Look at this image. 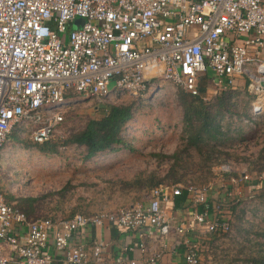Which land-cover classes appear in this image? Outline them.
Here are the masks:
<instances>
[{"label":"built area","instance_id":"built-area-1","mask_svg":"<svg viewBox=\"0 0 264 264\" xmlns=\"http://www.w3.org/2000/svg\"><path fill=\"white\" fill-rule=\"evenodd\" d=\"M79 17L84 23L71 28ZM242 78L250 81L258 116L264 111V0H0V149L14 126L27 120L32 140L52 139L70 92L117 104L124 94L152 88L154 79L193 95L201 94L203 83L210 95L235 88ZM221 167L235 171L228 163ZM249 179L243 171L232 182ZM183 190L204 209L175 224L167 204ZM215 191L213 182L161 184L148 201L116 211L37 218L0 191V264H98L102 243L91 256L74 242L77 233L119 227L143 238L148 226L165 238L180 236L186 264H202L200 238L232 229L218 213L220 204L211 213ZM140 249L150 263L161 259L142 239Z\"/></svg>","mask_w":264,"mask_h":264},{"label":"rangeland","instance_id":"rangeland-1","mask_svg":"<svg viewBox=\"0 0 264 264\" xmlns=\"http://www.w3.org/2000/svg\"><path fill=\"white\" fill-rule=\"evenodd\" d=\"M84 21V18H77L71 28L77 29ZM160 82L162 85L150 87L139 96L124 94L118 100V103H132L135 115L125 132L132 145L116 152L87 158L85 147L65 145L64 142L69 135L85 128L91 118H101L105 107L111 103L109 100L102 102L96 97H85L79 93L68 97L63 107L64 120L52 138L60 145L57 150L48 147L43 149L32 140L30 121L24 122L29 126L24 131L21 128L24 125H16L5 147L10 149L9 154L0 155L1 191L10 199L12 194L39 198L36 214L55 217L69 215L79 209L91 212L112 210L135 198H142L141 191L112 187L109 181L119 178L131 180L141 173L152 171L165 175L173 159H166L160 164L152 153L172 154L177 148L188 146L183 145L182 139L184 121L178 99L180 89ZM237 88L244 91L245 85ZM218 94H210L208 99ZM242 100L243 96L239 95L241 112L245 110L246 104ZM253 100L248 107L251 112ZM231 127L241 129L245 134L234 131L233 135L237 139L228 149L232 148L235 155L240 157H255L264 146V111L252 116V119L236 120ZM242 135H247L244 141L241 140ZM188 148L194 161H206L196 146ZM207 149L204 148L203 153ZM226 163L235 171L223 170L221 164H216L209 182L215 183L216 191L221 192L217 198L218 204L224 207L222 215L231 221L232 229L228 234H208L201 240L202 264H248L247 257L255 247L247 237L254 239L251 231L264 228V173L258 175L250 171L249 162L241 158H233ZM202 168L197 166L189 169V183L204 185L198 181L206 174ZM243 171H247L250 179L232 182V178L238 177ZM67 183H71L72 188L65 195L58 194L57 191Z\"/></svg>","mask_w":264,"mask_h":264},{"label":"trees","instance_id":"trees-1","mask_svg":"<svg viewBox=\"0 0 264 264\" xmlns=\"http://www.w3.org/2000/svg\"><path fill=\"white\" fill-rule=\"evenodd\" d=\"M249 82V79H246L244 91L241 90V88H231L222 92L220 91L218 95H214L210 99H204L206 88L203 83L200 85L201 94L199 95H193L179 88L178 99L183 109L184 121V134L182 135V139L184 140L183 145L196 146L198 151L204 155L205 162L200 163L194 161L188 146L179 147L172 154L153 152L152 155L159 160L160 164L166 159H173L165 175H159L157 171H152L147 174L141 173L131 180L119 178L117 180H110L109 183L112 187L129 191L134 190L136 192L141 191L144 194V192H149L152 188L161 184L172 185L189 183L187 179L189 169L198 166V168L203 167L202 170L206 173L199 178L198 181L205 184L213 177L212 168L214 165L221 164L222 162L226 163L233 158L238 160L241 158L248 161L249 170L256 172L258 175L264 173V146L255 157H253L254 155L240 157L235 155L232 148L228 149L237 139V136L233 135L234 131L243 133L241 129H233L231 127L233 123L236 120L244 121L246 118L252 119L253 116L248 107L250 101L254 99L255 94L250 90ZM74 94V92H70L67 98L74 96ZM239 95L243 96L242 102L245 101L246 103L245 110L242 112L239 111ZM107 106L101 118H91L85 128L66 138L64 141L65 145L77 144L78 146L85 147L87 158L104 155V153L106 154L108 152H116L125 146L132 145L129 140L130 138L126 136L125 132L129 122L134 118V105L132 103H117ZM246 136L247 135H242L241 140L244 141ZM53 140L54 139H49L43 143H36L43 147V149L48 147L52 150H57L60 145ZM204 148H208L206 153H203ZM70 184L71 183H67L60 191H57V193L65 195V193L72 188ZM39 200V198L35 197H23L19 208L29 217L37 218L40 216V214H36L38 208V204L36 203ZM187 200L188 191L183 190L180 195L176 196V206L179 207ZM222 208L224 207L220 205L218 213L221 217H223ZM203 209L204 205L201 210ZM76 212L85 214L92 213L91 211L79 209L74 210L69 216ZM238 218L240 220L242 219L241 216H238ZM251 232H253L255 238L247 237V239L255 248L247 257L248 264H264V228L252 230Z\"/></svg>","mask_w":264,"mask_h":264},{"label":"crops","instance_id":"crops-1","mask_svg":"<svg viewBox=\"0 0 264 264\" xmlns=\"http://www.w3.org/2000/svg\"><path fill=\"white\" fill-rule=\"evenodd\" d=\"M246 79L247 78L240 79L236 87L244 86L246 84ZM160 80L164 81L165 83L172 84L171 82L165 81L163 79H156L151 84V86L155 87V86L162 85ZM243 80H244V83L242 84ZM204 96H209V94L207 93V90ZM24 122L17 124L18 126L24 125L21 127L23 128V131L25 128L29 127L25 125ZM31 125L33 126V124ZM29 128L32 134V127H29ZM11 132L8 135V139L6 140L5 145L0 149L1 156L9 154L10 149L7 150L5 147H6L8 140H10ZM1 189L2 187L0 188V191ZM150 191L146 194H143L142 198H139V200H135L136 199L135 198L130 203L121 205L119 207L130 206L137 201H148L149 196H150ZM220 193H221L220 191L218 192L216 191L209 196V203L211 205V208L214 207L215 204L218 203L217 198H219V196L221 195ZM3 195L5 197V200L9 204L14 205L17 208L20 207L19 205H21V202H22L21 199L23 197H19L18 195L12 194L11 195L12 199H10L4 193ZM175 199H176V196L170 203L167 204L168 213L170 217L174 219L175 224H179L184 217H188L194 210H198V209L201 210L203 207V205H199L198 207L196 204H194L190 200L189 196H188V200L178 207L176 206ZM119 207H116L112 210L111 209H101L99 211H93L92 213H96L100 211H116ZM19 209L23 211L21 208ZM212 211H214L213 208L211 209V213ZM40 216H43V215H40ZM46 216H49V215H46ZM64 216H69V215H64ZM159 231L160 230L157 227L148 226L144 231L146 232L145 236L141 238L136 230H132V229L128 230V228L104 227V228L98 229L95 227H88V228L83 229L79 233H77V235L74 237V242L77 244L86 245V248L89 251L91 256L93 255V249L95 245H97L98 243H102L103 245L102 259L98 264H118L120 262L127 263V261L130 259H136L139 262H141V264H186L185 246L183 244L182 245L177 244V241L179 240L180 236L173 233L169 237L165 238V237H162ZM205 236L206 235L200 238V243H201V240ZM141 239L145 241L148 253H157V252L162 253L161 259L159 261H157L156 263H150L146 261L145 254L140 249ZM58 264H61V263L58 262Z\"/></svg>","mask_w":264,"mask_h":264},{"label":"water","instance_id":"water-1","mask_svg":"<svg viewBox=\"0 0 264 264\" xmlns=\"http://www.w3.org/2000/svg\"><path fill=\"white\" fill-rule=\"evenodd\" d=\"M263 85H264V83H263Z\"/></svg>","mask_w":264,"mask_h":264}]
</instances>
